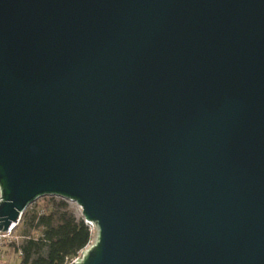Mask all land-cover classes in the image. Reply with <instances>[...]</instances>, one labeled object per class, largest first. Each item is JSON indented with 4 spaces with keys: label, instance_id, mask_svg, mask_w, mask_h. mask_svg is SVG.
Masks as SVG:
<instances>
[{
    "label": "water",
    "instance_id": "water-1",
    "mask_svg": "<svg viewBox=\"0 0 264 264\" xmlns=\"http://www.w3.org/2000/svg\"><path fill=\"white\" fill-rule=\"evenodd\" d=\"M47 196L70 264H264V0H0V230Z\"/></svg>",
    "mask_w": 264,
    "mask_h": 264
},
{
    "label": "trees",
    "instance_id": "trees-1",
    "mask_svg": "<svg viewBox=\"0 0 264 264\" xmlns=\"http://www.w3.org/2000/svg\"><path fill=\"white\" fill-rule=\"evenodd\" d=\"M19 224L26 228L22 243L8 244L15 255L20 254L19 264H70L93 237L90 227L77 220L62 199H51L38 213L25 211ZM29 232H37L38 237Z\"/></svg>",
    "mask_w": 264,
    "mask_h": 264
},
{
    "label": "rangeland",
    "instance_id": "rangeland-1",
    "mask_svg": "<svg viewBox=\"0 0 264 264\" xmlns=\"http://www.w3.org/2000/svg\"><path fill=\"white\" fill-rule=\"evenodd\" d=\"M59 200L60 198L57 197H42L37 199L32 205L28 206L26 209V213L31 214L32 212H41L43 211L45 205L51 200ZM68 203L69 209L73 216L77 220H83L81 216V210L80 208L73 202L66 201ZM93 237L91 244L95 241L96 235H97V228L95 226L91 227ZM26 228L24 225L19 224L13 231L14 240H12V243H15V245H19L22 243L24 239ZM29 236L37 238L38 233L37 232H29ZM20 257L19 255H15L13 253V249L9 247L7 244L4 246L3 250L0 254V264H19Z\"/></svg>",
    "mask_w": 264,
    "mask_h": 264
},
{
    "label": "built area",
    "instance_id": "built-area-1",
    "mask_svg": "<svg viewBox=\"0 0 264 264\" xmlns=\"http://www.w3.org/2000/svg\"><path fill=\"white\" fill-rule=\"evenodd\" d=\"M19 224V223H18ZM18 226V225H17ZM16 226V227H17ZM89 227H90V231H92L91 230V225H88ZM15 227V228H16ZM15 228H11V229H9V230H7V231H2V230H0V254H1V251L3 250V248H4V246L7 244H10V243H12V240H14V236H13V231H14V229ZM91 245V242H90V244H88L86 247H85V249H87L89 246ZM84 249V250H85ZM19 256H20V254H18ZM78 258H76V259H74V260H72L71 261V263L72 262H74L75 260H77Z\"/></svg>",
    "mask_w": 264,
    "mask_h": 264
}]
</instances>
